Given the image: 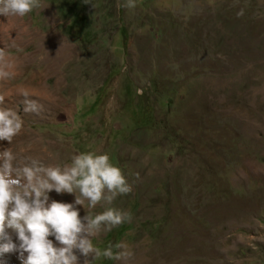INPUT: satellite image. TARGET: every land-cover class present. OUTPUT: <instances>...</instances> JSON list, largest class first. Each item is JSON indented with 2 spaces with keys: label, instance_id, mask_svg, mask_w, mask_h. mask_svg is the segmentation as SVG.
<instances>
[{
  "label": "rangeland",
  "instance_id": "obj_1",
  "mask_svg": "<svg viewBox=\"0 0 264 264\" xmlns=\"http://www.w3.org/2000/svg\"><path fill=\"white\" fill-rule=\"evenodd\" d=\"M125 3L40 0L0 16L14 65L0 95L23 120L0 150L46 164L99 151L121 169L132 190L111 206L131 220L92 243L133 255L91 264H264V0Z\"/></svg>",
  "mask_w": 264,
  "mask_h": 264
},
{
  "label": "clouds",
  "instance_id": "obj_2",
  "mask_svg": "<svg viewBox=\"0 0 264 264\" xmlns=\"http://www.w3.org/2000/svg\"><path fill=\"white\" fill-rule=\"evenodd\" d=\"M123 6L134 8L135 0H126ZM40 7V0H0V16L24 17ZM13 67L0 49V80L10 78ZM23 95V110L38 113L41 106L28 99L27 92ZM4 100L0 95V141L11 145L22 130L23 120ZM53 190L74 194V201L51 199ZM131 190L107 153L80 152L71 156L70 163L46 164L6 147L0 150V237L5 241L0 243V253H18L22 264H80L81 256L83 264L101 256L127 262L133 255L127 245L116 244L120 251L114 254L111 245L103 251L94 246L92 237L131 220L130 213L111 206L118 195ZM102 201L103 212L93 215L88 211ZM77 206H83L86 215L81 217ZM49 237H54L55 243Z\"/></svg>",
  "mask_w": 264,
  "mask_h": 264
},
{
  "label": "bare ground",
  "instance_id": "obj_3",
  "mask_svg": "<svg viewBox=\"0 0 264 264\" xmlns=\"http://www.w3.org/2000/svg\"><path fill=\"white\" fill-rule=\"evenodd\" d=\"M23 139V138H22ZM38 141V140H37ZM23 153H25V152H23ZM27 156H28V154H27Z\"/></svg>",
  "mask_w": 264,
  "mask_h": 264
}]
</instances>
